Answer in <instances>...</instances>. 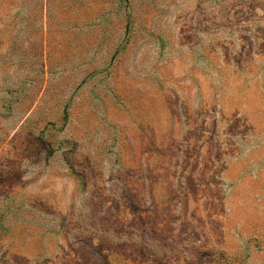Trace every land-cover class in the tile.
<instances>
[{
	"label": "rangeland",
	"instance_id": "rangeland-1",
	"mask_svg": "<svg viewBox=\"0 0 264 264\" xmlns=\"http://www.w3.org/2000/svg\"><path fill=\"white\" fill-rule=\"evenodd\" d=\"M0 264H264V0H0Z\"/></svg>",
	"mask_w": 264,
	"mask_h": 264
}]
</instances>
